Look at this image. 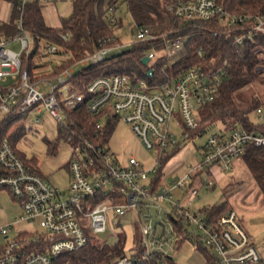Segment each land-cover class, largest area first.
I'll use <instances>...</instances> for the list:
<instances>
[{
  "label": "built area",
  "instance_id": "obj_1",
  "mask_svg": "<svg viewBox=\"0 0 264 264\" xmlns=\"http://www.w3.org/2000/svg\"><path fill=\"white\" fill-rule=\"evenodd\" d=\"M21 1L25 4L28 0ZM122 1H109L110 26L118 24L116 11ZM167 8L178 20L217 21L227 27L252 19L253 30L235 38L239 55L244 54L246 38L252 37L254 31L264 33V13H232L216 0H173ZM15 27L13 35L0 36V117L15 112L27 120L35 114V121L40 123L46 113L60 129L69 130L66 111L85 105L91 115H104L98 127L112 115L127 122L141 143L155 151L158 158L147 169L133 156L123 165L109 147L86 139L71 143L62 138L71 150L67 163L70 180L67 189L62 190L27 166L11 142L4 139L0 144V166L10 174L0 176V185L10 190L21 212L14 221L0 225V264H79L70 260L73 254L95 240L96 235L107 232L114 219L127 212L132 213L137 237L129 242L124 231L123 251H111L109 254L114 257L106 264H179L177 258L185 245H191L190 257L200 251V244L213 256L215 264H264L235 209L214 219L203 207H193L201 188L211 190L214 186L212 167H220L224 173L233 171L247 146L264 147L263 131L223 127L208 137L194 160L184 164L183 171L174 174L170 182L162 180L157 187L153 182L162 157L180 149L172 124L181 128L183 135L199 127L200 110L221 93L227 75L225 67L194 66L179 75L171 71L164 84L132 79L128 74L100 76L86 88L87 97L72 83L75 67L99 63L126 49L114 33L103 38L95 52L55 78L32 81L23 56H29L34 40L24 27L22 15ZM16 42L19 50L12 48ZM135 43L151 46L146 55L150 63L165 57L170 65L187 53L186 36L166 29L165 24L135 23L131 45ZM58 48L45 45L42 52L55 53ZM254 53L260 61L254 75L264 79V48L257 47ZM199 54H203L202 48ZM39 76L36 68L34 77ZM256 113L260 129H264V108ZM197 170H204L201 187L192 185ZM120 238L117 236L114 244H99L114 248Z\"/></svg>",
  "mask_w": 264,
  "mask_h": 264
},
{
  "label": "trees",
  "instance_id": "obj_2",
  "mask_svg": "<svg viewBox=\"0 0 264 264\" xmlns=\"http://www.w3.org/2000/svg\"><path fill=\"white\" fill-rule=\"evenodd\" d=\"M125 1L136 24H165L166 29H173L177 33L185 35L186 55L170 65L165 57H158L152 64L145 65L142 59L150 51L151 46L147 43H135L130 48L107 57L99 63L85 67L76 66L72 83L77 88L83 90L88 97L86 88L100 76L128 74L132 79L141 78L150 83L164 84L171 71L175 75H179L194 66L225 67L227 75L223 78L219 97L200 110V125L195 131H188L189 137L194 138L202 135L210 125L220 122L226 125V129L242 126L249 131L264 132V129H260V122L253 119V115H257V109L264 108V99L255 95L246 106L240 105L236 99L238 91L255 82L254 70L260 61L254 50L257 47L264 48V33L254 31L252 37L246 38L244 41V54L239 55L236 52L235 38L253 30L252 19L243 25L227 27L217 21L178 20L167 8V5L173 0ZM216 1L232 13L251 16L264 13V0ZM4 2L10 4L11 12L8 21L0 22V36L13 35L16 32L15 21L22 15L24 27L33 37L34 46L29 56H23L24 66L28 65V73L32 81L43 77L55 78L66 68L75 66L77 61L95 52L101 47L102 39L113 33L108 21L105 0H72L71 13L69 16L61 18L59 26H51L46 22L44 5L40 0H28L25 4L21 0H0V7ZM225 30H228L229 33ZM45 45H57L60 54H66L67 57L59 64L54 65L49 73L35 78V69L37 68L35 59ZM200 48L203 49L202 55L199 54ZM225 62L227 63L225 64ZM150 69L153 70L152 75L148 74ZM66 115L70 129L59 128L57 140L62 141V138H66L71 143H75L86 139L95 145L106 148L109 147V139L115 124L120 120L118 116L112 115L105 119L102 127H98L97 124L103 121L104 115H91L85 105L67 110ZM24 119V115H18L15 112L0 117V144L4 139L9 140L26 165L47 178L41 170L39 159L35 156L27 157L17 148V144L27 130ZM47 146L49 155H55L58 144L47 140ZM178 150L179 147L162 157L163 160L153 181L155 187L161 184L163 169ZM239 159L248 170L250 177L258 184L264 197V147L249 145ZM203 173L204 170L195 172L192 185L202 186ZM4 174H10V171L0 166V176ZM209 174L211 173L209 172ZM1 188H6L10 192L7 187L0 185ZM228 197L221 203L204 206L203 210L208 212L212 218L217 219L226 210L234 209ZM124 238L125 234L121 236L119 243L114 248L107 245L102 247L95 240H91L84 248L76 251L70 260L79 264H106L114 257L109 254L111 251L116 253L123 251ZM199 249L207 259L206 264H215L213 256L203 245L200 244Z\"/></svg>",
  "mask_w": 264,
  "mask_h": 264
},
{
  "label": "rangeland",
  "instance_id": "obj_3",
  "mask_svg": "<svg viewBox=\"0 0 264 264\" xmlns=\"http://www.w3.org/2000/svg\"><path fill=\"white\" fill-rule=\"evenodd\" d=\"M44 3V16L48 23L58 22V17H67L71 13L72 0H40ZM105 8L109 4L110 0H105ZM10 4L2 3L0 7V15L2 19H7L9 17ZM108 12V11H107ZM108 16V13H107ZM116 17L118 19V24L116 26H111L113 33L120 40V42L125 45L128 49L134 41V28L135 22L129 11L127 2L124 0L118 6L116 11ZM13 49L19 50L20 44L16 42L12 45ZM125 50V49H124ZM118 52V51H117ZM67 57L66 54H60V49L55 53H43L42 51L36 57L37 62V73L47 74L51 71L54 65L59 64L62 60ZM153 61L151 62V64ZM255 82L250 86H247L236 93V99L242 106H246L250 103L253 96H259L264 99V79L259 76H254ZM36 115L33 114L27 120L24 119L26 126V134L17 144V148L25 154L27 157L35 156L39 159L41 165H46L50 169L52 168L55 172L50 176L49 182L54 184L56 187L66 190L68 186V173L66 170V164L70 159L71 150L68 148L67 144L58 139V129L59 124L55 119L48 114H43V120L40 123L35 121ZM253 119L259 121L257 115H253ZM226 125L223 123H214L208 127V129L202 134L194 138H190L189 134L183 135V130L178 128L174 123L172 124V129L179 137L180 140V151L171 159L169 164H166L164 171L169 172L170 167L176 165V170L171 172L172 174L178 172L182 168L183 164L190 163L194 160L195 154L199 153L198 148L206 142L208 137L218 132ZM47 140L54 141L58 144V149L55 155H49ZM110 151L115 154L117 160L125 165L128 159L133 156L135 157L144 168L152 167L158 155L155 151L148 150L140 141V139L135 136L132 132L129 124L124 120L120 119L115 124L113 133L109 139ZM168 152H171L170 150ZM45 166V167H46ZM182 170L179 171H183ZM169 174V177L173 176ZM231 173H227L228 177ZM233 176L236 178L234 182V187L238 181H245V185H248L250 175L246 167L241 164L233 171ZM172 178H169V181ZM225 182H217V184L211 189L206 190L201 188L200 196L196 198L193 207L199 209L204 206H210L213 204H218L223 202L226 197H228V191L232 190L234 187L227 186ZM242 185V184H241ZM243 186V185H242ZM241 187V186H240ZM236 188V187H235ZM231 191H229L230 196ZM20 212V204L17 200L13 198L10 192L6 188L0 189V225H5L11 221H14ZM132 213L127 212L126 216L120 217L119 219H114L113 224L109 226V229L105 233L96 235L95 241L97 243L107 242L109 244H114L117 241V236H122L125 231L128 241L137 237V232L133 225ZM241 222L243 226L242 219ZM121 224V225H119ZM246 228V227H245ZM259 252L264 258V233L254 239ZM3 242V238H0V244ZM189 251H191V245H185L183 252L179 254L177 261L179 264H206L207 259L204 257L201 251H196L189 257Z\"/></svg>",
  "mask_w": 264,
  "mask_h": 264
},
{
  "label": "crops",
  "instance_id": "obj_4",
  "mask_svg": "<svg viewBox=\"0 0 264 264\" xmlns=\"http://www.w3.org/2000/svg\"><path fill=\"white\" fill-rule=\"evenodd\" d=\"M71 9H72V6H71ZM10 12H11V6H10ZM10 12H9V16H10ZM8 20H9V17L7 19H2V15H0V21H8ZM57 20L58 22L52 23V24L48 23L47 21L46 22L51 26H59L61 24V16L58 17ZM179 151L180 149L178 150V152ZM177 153H175L172 156V158ZM171 159L167 162V164H169ZM240 165H241V161L240 159H237L235 162L234 170ZM40 166H41L42 172L47 176V179L48 177L50 178V176L55 172V170H53L52 168L50 169L46 165L40 164ZM183 166L184 164L182 165V168ZM182 168H180L179 170H182ZM164 169H163V172L165 173L164 175L166 176L162 180L163 182H170L171 180L169 181V178H172V176L169 177V174L176 170V165H173L172 167H170L169 172H165ZM66 170H67L68 177H69L68 178V184H69L70 175H69V170L67 166H66ZM233 171H231L232 172L231 176L228 177L227 176L228 174L224 173L220 167L213 166L211 169V172L213 173V177L215 179L216 184L217 182L224 181L225 182L224 184L226 185L224 187L225 189L227 186H230L231 188L234 187L233 185H234L236 178L233 176ZM174 174H177V172L173 173L172 175ZM248 178H249L248 185L247 184L245 185L244 183L245 181H243L242 183H240L241 180L238 181V183H236V186H235L236 188L234 187L232 188V190H230L231 193L228 198H229V201L231 202L232 207L238 212L240 218L245 224L244 226L246 227L245 229L248 231V233L251 235V237L254 240L258 236L259 233L260 235L262 234V232L264 233V197L256 181L252 177H248ZM228 195H229V192H228ZM20 212H21V207H20Z\"/></svg>",
  "mask_w": 264,
  "mask_h": 264
},
{
  "label": "water",
  "instance_id": "obj_5",
  "mask_svg": "<svg viewBox=\"0 0 264 264\" xmlns=\"http://www.w3.org/2000/svg\"><path fill=\"white\" fill-rule=\"evenodd\" d=\"M142 62L145 64V65H149L150 63V58L148 56H145L143 59H142ZM149 75H152L153 74V70L150 69L149 72H148Z\"/></svg>",
  "mask_w": 264,
  "mask_h": 264
}]
</instances>
